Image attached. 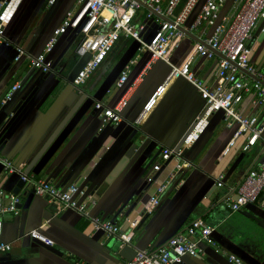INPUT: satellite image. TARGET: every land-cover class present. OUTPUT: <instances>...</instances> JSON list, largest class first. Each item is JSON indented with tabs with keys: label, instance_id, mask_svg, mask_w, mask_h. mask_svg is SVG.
Returning a JSON list of instances; mask_svg holds the SVG:
<instances>
[{
	"label": "crops",
	"instance_id": "crops-1",
	"mask_svg": "<svg viewBox=\"0 0 264 264\" xmlns=\"http://www.w3.org/2000/svg\"><path fill=\"white\" fill-rule=\"evenodd\" d=\"M48 1L24 0L0 42V100L13 84L20 85L0 111V156L34 179L48 180L61 189L72 184L84 189L93 203L87 198H79V203L91 217L116 224L120 237L95 231L88 218L72 210L62 211L55 202L30 195L23 188L18 216L2 219L0 243L10 244L11 250L0 254V264H123L138 249L165 245L195 219L215 229L217 247L203 244L202 258H185L180 264H231L228 255L245 264H264V189L254 204L237 213H230L222 203L245 173L261 162L260 145L242 152L245 137H241L222 156L232 131L226 129L223 115L216 113L199 140L183 149L182 161L188 166L176 175L175 162L161 161L160 154L165 148L181 145L200 113L202 101L196 90L182 77L173 78L153 110L137 123L171 67L162 61L149 64V54L140 52L139 44L124 36L79 89L73 80L86 58L77 55L81 36L76 31L60 36L47 56L56 66L57 76L31 69L27 57L15 61L16 47L29 56L41 53L66 13L77 7L76 0H56L52 5ZM203 2L193 9L185 29L195 22ZM233 4L234 0L226 1L219 20L232 15ZM143 21L142 17L135 22ZM158 25L159 19L147 23L142 33L146 43ZM200 31H204L203 37H210L214 27L203 23ZM197 44L182 38L171 52L172 66H180ZM248 48L251 62L264 72L263 20L258 21ZM216 66L215 59L199 58L191 71L204 84L212 85ZM124 70L128 79L120 89L115 84ZM133 83L122 122L103 124L94 113L95 102L112 108ZM243 98L240 112L262 121L264 108L253 105V92ZM156 163L161 164L158 171L153 170ZM172 175L176 177L170 181ZM221 176L223 185L217 187ZM18 180V175L7 174L0 165L1 192L12 194ZM168 181L171 183L155 208L146 212L158 188ZM35 229L54 245L30 238L28 233Z\"/></svg>",
	"mask_w": 264,
	"mask_h": 264
},
{
	"label": "built area",
	"instance_id": "built-area-1",
	"mask_svg": "<svg viewBox=\"0 0 264 264\" xmlns=\"http://www.w3.org/2000/svg\"><path fill=\"white\" fill-rule=\"evenodd\" d=\"M23 1L4 0L0 2V42L4 39L6 26L12 21ZM55 1L49 0L48 3L52 5ZM200 1L76 0L77 7L66 13L60 26L54 30L44 45L42 52L36 56H29L22 48L16 47L15 61L27 57L31 69L42 73L57 74L56 66L47 59V56L52 52L60 36L66 34L68 30L76 31L81 36V42L76 50L77 55L81 58L89 57L73 80V86L79 89L103 64L122 36L137 42L138 50L149 54V64L162 61L171 67V72L165 82L156 89L144 105L137 123H140L153 110L173 78L185 79L203 101V107L183 137L181 145L161 151V161L175 162L176 175L188 166L182 161L183 149L194 145L199 140L207 130L211 117L216 113L223 115L226 129L232 131L231 139L223 149L222 156L227 155L241 137H245L241 146L242 152L249 151L257 144L260 145L261 162L250 168L234 193L226 196L222 201L230 213H237L245 206L254 204L264 189V119L261 121L256 116H245L239 110L243 96L251 91L253 92V105L264 108V72L257 70L251 62L248 48L258 21H264V0H234L232 15L221 20H219L220 11L227 0H204L199 15L188 29L191 33H198L197 37L203 44L198 43L180 66H172L171 52L185 37L178 27H185L188 17ZM180 5L182 6L178 11ZM141 8L145 10V14L142 15L144 21L135 24L138 18L137 12ZM156 19H159V25L151 40L146 43L142 39V33L146 30L147 23ZM203 23L214 27V33L210 37H203L204 31H200ZM199 58L216 61L217 66L213 74L212 85L204 84L191 71L194 61ZM127 79L128 72L124 70L115 84L116 87L123 88ZM19 88V83L11 86L0 101V111ZM133 88H135L134 83L112 108L105 107L101 102H95L94 110L103 124L119 125L122 122L121 114L128 104V94ZM0 165L7 174L19 176V179L25 183L26 193L33 191L34 195L55 202L62 211L72 210L88 218L95 231H101L108 236L120 237L119 227L116 224L109 220L91 217L79 203V198H87L90 203H93L92 197L87 195L84 189L75 184L61 189L49 181L34 179L26 175L21 167L2 156H0ZM160 166V163H156L153 170L158 171ZM176 175H172L170 181H173ZM170 181L158 188L146 212H151L155 208L159 196L167 190ZM216 185L217 187L223 185L222 176L219 177ZM5 198L8 199L6 204L1 200ZM20 198V195H7L0 191V236L2 219L5 216H18ZM135 224L133 223V226ZM214 230L204 220L195 219L183 232L170 238L165 245L152 249H138L133 259L123 264H179L186 257L202 258L204 253L201 245L217 247L213 238ZM28 235L46 246L54 245V242L38 229L31 230ZM124 241L127 242V240ZM10 250V244L0 243V254ZM218 251L219 249L216 248V252ZM228 261L231 264H245L234 255H228Z\"/></svg>",
	"mask_w": 264,
	"mask_h": 264
},
{
	"label": "water",
	"instance_id": "water-1",
	"mask_svg": "<svg viewBox=\"0 0 264 264\" xmlns=\"http://www.w3.org/2000/svg\"><path fill=\"white\" fill-rule=\"evenodd\" d=\"M141 5L143 6V7H145L142 3H141ZM146 8V7H145ZM163 20H166V19H164V18H162ZM178 30H180L186 37H188L189 39H191V40H193L194 42H196V43H199V44H203V42L197 37V36H195L193 33H191V32H189L187 29H185L184 27H178ZM152 38V37H151ZM151 40V39H150ZM207 48H209V47H207ZM216 53V52H215ZM217 54V53H216ZM38 55V54H37ZM36 56V55H35ZM84 58H86L84 61H83V64H81L80 65V67L76 70V74H75V76L77 75V73L80 71V69L83 67V65L86 63V61L88 60V56H86V57H84ZM55 66V65H54ZM34 70V69H33ZM40 72V71H39ZM50 74H52V75H59V72L57 73V74H54V73H50ZM252 78H254L253 76H252ZM183 79V78H182ZM185 80V79H184ZM186 81V80H185ZM187 82V81H186ZM188 83V82H187ZM190 85V84H189ZM192 86V85H191ZM193 87V86H192ZM5 96V95H4ZM3 96V97H4ZM14 96V94L12 95V97ZM2 97V98H3ZM12 97H11V99L5 104V105H8L9 103H10V101L12 100ZM200 97V96H199ZM1 98V99H2ZM201 99V98H200ZM1 101V100H0ZM202 101V100H201ZM202 107H203V101H202ZM94 113L96 114V111L94 110ZM97 115V114H96ZM98 116V115H97ZM197 117V116H196ZM193 123V122H192ZM191 126V125H190ZM190 128V127H189ZM172 148H175V147H172ZM46 181H48V180H46ZM24 186H25V183L21 180V179H19L18 181H17V183H16V185H15V188L13 189V191H12V194L13 195H19L20 194V191L24 188ZM67 188V187H66ZM30 195H34V193H33V191H31L30 193H29ZM18 208H20V204H18ZM103 220V219H102ZM214 234V233H213ZM160 247V246H159ZM186 258H189V257H186ZM185 259V258H184ZM183 259V260H184ZM183 262V261H182ZM181 262V263H182ZM180 264V263H179Z\"/></svg>",
	"mask_w": 264,
	"mask_h": 264
},
{
	"label": "rangeland",
	"instance_id": "rangeland-1",
	"mask_svg": "<svg viewBox=\"0 0 264 264\" xmlns=\"http://www.w3.org/2000/svg\"><path fill=\"white\" fill-rule=\"evenodd\" d=\"M143 14H144V8H141V9L137 12V17H138V19H141ZM135 24H136V23H135ZM80 42H81V39H80ZM80 42H79V44H80ZM261 65H262L263 68H264V60L262 61Z\"/></svg>",
	"mask_w": 264,
	"mask_h": 264
}]
</instances>
